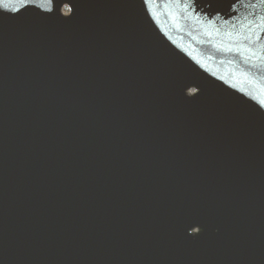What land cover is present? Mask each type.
I'll use <instances>...</instances> for the list:
<instances>
[{
    "label": "water",
    "instance_id": "95a60500",
    "mask_svg": "<svg viewBox=\"0 0 264 264\" xmlns=\"http://www.w3.org/2000/svg\"><path fill=\"white\" fill-rule=\"evenodd\" d=\"M4 2L0 264H264V2Z\"/></svg>",
    "mask_w": 264,
    "mask_h": 264
},
{
    "label": "snow or ice",
    "instance_id": "6c2138e0",
    "mask_svg": "<svg viewBox=\"0 0 264 264\" xmlns=\"http://www.w3.org/2000/svg\"><path fill=\"white\" fill-rule=\"evenodd\" d=\"M193 3H195V0H192ZM261 2H264V0H261ZM8 4L4 2V0H0V9H7Z\"/></svg>",
    "mask_w": 264,
    "mask_h": 264
},
{
    "label": "rangeland",
    "instance_id": "374dc122",
    "mask_svg": "<svg viewBox=\"0 0 264 264\" xmlns=\"http://www.w3.org/2000/svg\"><path fill=\"white\" fill-rule=\"evenodd\" d=\"M64 12L67 13V9H65Z\"/></svg>",
    "mask_w": 264,
    "mask_h": 264
}]
</instances>
